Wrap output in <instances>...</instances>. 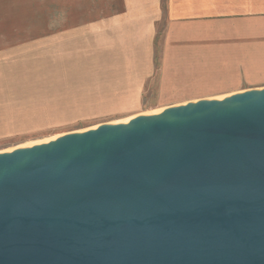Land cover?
I'll use <instances>...</instances> for the list:
<instances>
[{
	"label": "water",
	"instance_id": "water-1",
	"mask_svg": "<svg viewBox=\"0 0 264 264\" xmlns=\"http://www.w3.org/2000/svg\"><path fill=\"white\" fill-rule=\"evenodd\" d=\"M0 264H264V87L0 152Z\"/></svg>",
	"mask_w": 264,
	"mask_h": 264
},
{
	"label": "rangeland",
	"instance_id": "rangeland-1",
	"mask_svg": "<svg viewBox=\"0 0 264 264\" xmlns=\"http://www.w3.org/2000/svg\"><path fill=\"white\" fill-rule=\"evenodd\" d=\"M43 37L10 49L0 42V152L264 87V24H253L248 40L215 41V57L204 58L195 81L185 72L162 73L160 56L155 71L144 72L115 42ZM155 43L158 55L162 42Z\"/></svg>",
	"mask_w": 264,
	"mask_h": 264
},
{
	"label": "crops",
	"instance_id": "crops-1",
	"mask_svg": "<svg viewBox=\"0 0 264 264\" xmlns=\"http://www.w3.org/2000/svg\"><path fill=\"white\" fill-rule=\"evenodd\" d=\"M253 24H264V0H0V42L9 49L48 32L53 41L98 39L139 58L144 72L153 73L160 56L162 73L193 81L204 58L215 57V41L248 40Z\"/></svg>",
	"mask_w": 264,
	"mask_h": 264
}]
</instances>
